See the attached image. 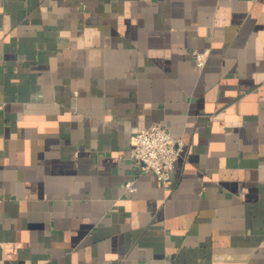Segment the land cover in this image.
<instances>
[{"label": "crops", "instance_id": "crops-1", "mask_svg": "<svg viewBox=\"0 0 264 264\" xmlns=\"http://www.w3.org/2000/svg\"><path fill=\"white\" fill-rule=\"evenodd\" d=\"M0 264H264V0H0Z\"/></svg>", "mask_w": 264, "mask_h": 264}, {"label": "built area", "instance_id": "built-area-1", "mask_svg": "<svg viewBox=\"0 0 264 264\" xmlns=\"http://www.w3.org/2000/svg\"><path fill=\"white\" fill-rule=\"evenodd\" d=\"M209 49H192L194 64L204 65ZM184 147L182 139L173 136L166 126L153 122L130 135V158L140 171H150L163 185L170 180L174 163ZM127 191H133V179L125 181Z\"/></svg>", "mask_w": 264, "mask_h": 264}]
</instances>
